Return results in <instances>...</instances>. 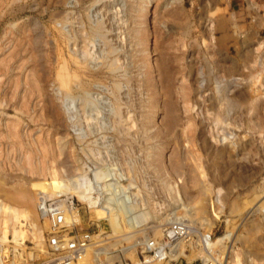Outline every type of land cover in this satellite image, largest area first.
<instances>
[{
  "label": "rangeland",
  "instance_id": "1",
  "mask_svg": "<svg viewBox=\"0 0 264 264\" xmlns=\"http://www.w3.org/2000/svg\"><path fill=\"white\" fill-rule=\"evenodd\" d=\"M243 1L0 0V264L55 260L40 215L43 246L5 220L25 190L76 198L75 224L108 247L86 264H135L137 239L180 218L213 255L264 263V0ZM55 177L89 179L100 203ZM203 255L183 245L177 264Z\"/></svg>",
  "mask_w": 264,
  "mask_h": 264
},
{
  "label": "built area",
  "instance_id": "2",
  "mask_svg": "<svg viewBox=\"0 0 264 264\" xmlns=\"http://www.w3.org/2000/svg\"><path fill=\"white\" fill-rule=\"evenodd\" d=\"M64 201L67 204H62ZM68 204L69 207L66 206ZM72 206L80 213L76 198L68 199L63 195L46 197L44 193L39 196L38 209L46 215L50 223L47 250L54 256L56 264H79L85 259L88 250L98 245L96 237L99 235L89 231H80L79 225L73 222ZM213 239V233L205 234L201 228L180 218L164 227L160 240L153 236L147 239L143 237L137 239L138 244L130 250V253L136 250V264H177L181 259L183 245L193 250L203 251L204 254V251L211 250L209 246ZM209 255L210 257L206 259L200 258L199 264H226V253L218 251L214 256L209 252ZM126 262L129 264L128 261Z\"/></svg>",
  "mask_w": 264,
  "mask_h": 264
},
{
  "label": "bare ground",
  "instance_id": "3",
  "mask_svg": "<svg viewBox=\"0 0 264 264\" xmlns=\"http://www.w3.org/2000/svg\"><path fill=\"white\" fill-rule=\"evenodd\" d=\"M148 4V3H147ZM170 113V112H169ZM161 162V161H160ZM180 163V162H179ZM164 168V167H163ZM179 170V169H178ZM55 174V173H54ZM81 176H82V174H81ZM194 176V175H193ZM194 177H197V176H194ZM193 177V178H194ZM58 178V177H57ZM56 177H55V179H53L52 181H55L56 182V184L58 185L57 187H58V189L59 190H62V192H65V193H68V192H71L72 193V195H76L78 198H79V200L80 201H82V202H84L87 206H89V208L91 209V211L92 210H94V208L98 205V203H100L99 202V200H100V198L98 197V198H95L93 195H92V192L94 191V189H95V184L94 183H91L90 182V180L89 179H82L81 178V180H83V181H80V180H77V181H74V180H70V181H66V182H62L60 179H57ZM196 180L198 179V177L197 178H195ZM191 180V183H193L192 185H195L196 184V180ZM76 180V179H75ZM199 180V179H198ZM198 180H197V182H198ZM54 183V182H53ZM197 184H199V183H197ZM97 185H98V183H97ZM178 185V184H177ZM177 185H175V187H174V192L176 193V195L178 196V197H182L181 196V193L182 192H180V189H179V187L177 186ZM200 185V184H199ZM56 186V185H55ZM196 187V186H195ZM194 187V188H195ZM198 188H200V187H198ZM205 188V187H204ZM99 190V189H98ZM52 191V190H51ZM188 191V190H187ZM41 192V191H40ZM49 192V191H48ZM103 192L104 193H106V191H104L103 190ZM42 194V193H41ZM51 193H49L48 195H47V193H44V195L47 197H49V196H51L50 195ZM136 194V193H135ZM134 194V195H135ZM201 194L203 195V193H202V191H201ZM200 195V194H199ZM40 196V195H39ZM52 196H53V194H52ZM184 196V195H183ZM197 197V196H196ZM199 197V196H198ZM16 199V198H15ZM17 199H20V201L22 202V204L24 205V207L26 208V210H24L23 212H21V213H17V214H15L11 219H5V220H16L17 221V223H18V220L20 219V217L21 216H23V218H25V221L27 220L28 221V223H30V225H29V229L30 230H32V228H37L34 224H32L31 222H32V218H34L36 215H40V217H42L43 218V220H44V222L46 223V225H47V229L49 230L50 229V223H49V221H48V219H47V217H46V215L45 214H42L39 210V212H37V208H38V201H39V197H38V195H36L33 191H27V190H25V191H21L19 194H18V196H17ZM133 199L135 200V198L133 197ZM190 199V198H189ZM196 199V198H195ZM194 197H192L191 196V201L192 202H194ZM105 200V199H104ZM180 200H182V199H180ZM103 201V200H102ZM183 201H184V199H183ZM196 201V200H195ZM111 202V201H110ZM191 202V203H192ZM62 204H67V202H62ZM102 206H101V211H102V215H103V217H104V219L107 221V222H110L111 224H112V227H113V230L115 231V232H119L120 230H121V222H123V221H121V217H120V215H118L117 213H115L113 210L114 209H111V210H109L107 207H105L106 206V204L103 206V204H101ZM135 205L138 207L139 206V202H138V199H137V201L135 200ZM65 206V205H64ZM66 206H68L69 207V204L68 205H66ZM65 206V207H66ZM110 206V205H109ZM71 210L73 211L72 212V218H73V222L75 223H80L81 222V217H79V214H78V211H77V209H75V208H71ZM121 210V209H120ZM119 210V211H120ZM13 212V211H12ZM20 212V211H19ZM15 213V212H14ZM200 213V211H197V213L195 212V215L196 214H199ZM8 214H12V213H8ZM119 214H120V212H119ZM70 216V215H69ZM143 215L140 213V217H142ZM39 217V218H40ZM139 217V216H138ZM186 217V215H184V217L183 218H185ZM194 217V216H193ZM178 218V217H177ZM36 219V218H35ZM34 219V220H35ZM126 220V219H125ZM185 220V219H184ZM191 220V219H190ZM30 221V222H29ZM37 221V220H36ZM165 221H168V220H165ZM28 223H27V225H28ZM168 223H170V222H168ZM158 224V223H157ZM5 226H6V223L4 224ZM166 225H168V224H166ZM21 226V225H20ZM125 226V225H124ZM165 226V225H164ZM5 228V227H4ZM19 228V227H18ZM125 228H127V227H125ZM151 228V227H150ZM149 228V229H150ZM153 228V232H155L154 234L155 235H153V236H155V238H157V239H159L160 240V238L162 237V233H163V230L164 229H162V227H161V223L159 224V225H155V226H153L152 227ZM151 228V229H152ZM23 230V229H22ZM21 230V231H22ZM124 230V229H123ZM5 231H6V229L4 230V232L3 233H5ZM36 231H38V232H34V233H30L31 235L33 234V235H38L37 236V238H39L40 239V241H38V242H40V244L43 246V244H44V237H43V233L41 232V230H40V232H39V230H38V228H37V230ZM15 233H17L16 232V229H15V232H14V234ZM7 234V233H6ZM21 234V233H20ZM25 234V233H24ZM24 234H22V235H20V236H22L23 237V239H25V235ZM4 236V235H3ZM15 237V240L16 239H18L17 237L18 236H14ZM27 237V236H26ZM6 238V236H4L3 237V239H5ZM48 238V237H47ZM96 239H98L97 240V246H95L94 248H92V249H89L88 250V252H87V255H86V257H85V259L82 261V262H80L79 264H86L87 262H89L90 260L89 259H91V257L93 258V259H97V260H99L100 261V257H102V256H104V255H106L107 254V252H108V247L106 246V244L104 243V239H101L100 238V236H98V237H96ZM47 241V240H46ZM48 242V241H47ZM47 242H46V244H47ZM134 245V244H133ZM136 246V245H135ZM134 246V247H135ZM40 248V247H39ZM47 249V248H46ZM125 250V252H127V251H129L130 250V248H127V249H124ZM219 252H224V249L223 248H218L217 249ZM210 252V251H209ZM209 252L208 251H204V255L203 256H201V258H203V259H206V258H208V257H210V255H209ZM131 253H133V252H131ZM230 253V252H229ZM212 254V253H211ZM50 255V254H49ZM52 255V254H51ZM215 256V255H214ZM231 256V257H230ZM229 256V258H228V262L226 261V264H240V261H239V259L237 258V257H234V255H232V252H231V255ZM50 257V256H49ZM237 258V259H236ZM231 259V260H230ZM53 260V259H52ZM54 261V262H53ZM53 261H49L47 264H56L55 263V260H53ZM96 261V260H95ZM136 262V261H135ZM45 264V263H44ZM102 264V263H101ZM136 264V263H135ZM152 264H154V263H152ZM155 264H163V263H155Z\"/></svg>",
  "mask_w": 264,
  "mask_h": 264
},
{
  "label": "crops",
  "instance_id": "4",
  "mask_svg": "<svg viewBox=\"0 0 264 264\" xmlns=\"http://www.w3.org/2000/svg\"><path fill=\"white\" fill-rule=\"evenodd\" d=\"M255 5L257 6L258 10H260L259 8H261V4L255 3ZM228 8H229V11L230 10H234V11L241 10L242 11L245 8V4L243 0H228ZM234 13H233V16L235 17L236 14Z\"/></svg>",
  "mask_w": 264,
  "mask_h": 264
}]
</instances>
